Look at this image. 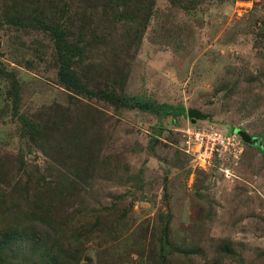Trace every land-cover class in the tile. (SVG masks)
Wrapping results in <instances>:
<instances>
[{"label": "rangeland", "instance_id": "obj_1", "mask_svg": "<svg viewBox=\"0 0 264 264\" xmlns=\"http://www.w3.org/2000/svg\"><path fill=\"white\" fill-rule=\"evenodd\" d=\"M94 1L76 71L96 96L62 86L46 35L1 24L0 230L19 225L33 256L58 241L82 264H159L166 233L193 250L167 264H264V0H152L140 41L122 8ZM45 2L49 13L76 2L77 29L91 5ZM125 96L186 113L128 109ZM189 109L203 118L192 124ZM200 130L226 138L212 155L204 144L201 162L189 138Z\"/></svg>", "mask_w": 264, "mask_h": 264}, {"label": "trees", "instance_id": "obj_2", "mask_svg": "<svg viewBox=\"0 0 264 264\" xmlns=\"http://www.w3.org/2000/svg\"><path fill=\"white\" fill-rule=\"evenodd\" d=\"M85 1L90 2L91 5L87 2L84 3ZM128 1L130 0H105L100 9L104 10L110 7L111 9L117 10L118 8H122L123 12L121 13V17L124 18L129 15L127 16L129 19L127 20L125 28V36H128L132 40L135 39L140 41L149 20V15L146 14V11L149 12L151 16L152 0H150L148 4L141 3L138 8L135 6L132 7V9H134L133 12L126 11V6L129 3ZM84 2L80 12V16L84 17L79 20V29H77L78 27L75 26L77 24L75 18L77 14L74 10H77L76 2L65 3L61 7L55 6L52 11L53 13H49L50 4L45 2V0H0V3L6 5L4 13L0 12V27L4 21L9 26L11 25L18 28L31 27L42 32L52 42L53 56L58 67L57 75L62 86L76 95L96 96L98 92L103 94L104 90H88L86 86L80 84V76L76 71V64L83 60L85 50V46L79 43L82 41L81 38H83L84 32V29L81 28L80 30V27H82L86 15L88 14L86 10L93 9L94 11L96 5V1L94 0H84ZM51 5L54 6L53 4ZM55 10L56 12H54ZM13 12H16V14H13ZM95 13H97V15ZM93 16L96 17L93 18L91 16V18L98 22V10L93 13ZM52 18H54V20ZM110 93L115 94V92ZM107 98L114 99L108 94L106 96V99ZM116 99L121 105L128 109H138L154 115L160 114L161 117L169 116L176 119L178 116H185L186 113L182 105H158L150 100H144L139 97L125 96L123 98L116 97ZM261 155L264 158V149L261 150ZM4 226L5 228L0 230V264H82L77 256L66 254L64 247L58 241H56L55 250L43 248L40 255L33 256L28 249V246H30L29 235L20 230L19 225ZM222 248L230 255L231 249L228 248V246L223 245ZM159 250V264H167V258L169 254L173 252L182 255L193 253L191 249L184 252L180 247H173L168 239L167 233L161 239ZM154 257L155 255H151L150 258L153 259Z\"/></svg>", "mask_w": 264, "mask_h": 264}, {"label": "built area", "instance_id": "obj_3", "mask_svg": "<svg viewBox=\"0 0 264 264\" xmlns=\"http://www.w3.org/2000/svg\"><path fill=\"white\" fill-rule=\"evenodd\" d=\"M202 132H197L195 134H190L189 138L194 144L201 145L202 151L200 153H196L197 156H195L196 161L201 162L200 158L204 151V144H206V147L209 149L210 155L213 153H217L220 147L224 146L226 143V138L224 135L214 132L213 130H200ZM199 164V163H198ZM202 167V165H200Z\"/></svg>", "mask_w": 264, "mask_h": 264}, {"label": "water", "instance_id": "obj_4", "mask_svg": "<svg viewBox=\"0 0 264 264\" xmlns=\"http://www.w3.org/2000/svg\"><path fill=\"white\" fill-rule=\"evenodd\" d=\"M187 117L192 124H195L198 120H201V118H203V116L200 115L199 112L197 110H194V109H189L187 111ZM156 133H158V132H156ZM234 134L239 136L241 141L246 145L258 146L261 144V138L260 137L251 136L246 131H244L242 129H239V128L234 129Z\"/></svg>", "mask_w": 264, "mask_h": 264}, {"label": "clouds", "instance_id": "obj_5", "mask_svg": "<svg viewBox=\"0 0 264 264\" xmlns=\"http://www.w3.org/2000/svg\"><path fill=\"white\" fill-rule=\"evenodd\" d=\"M248 133V132H247ZM249 134V133H248ZM250 135V134H249ZM233 136H236V135H233ZM257 137V136H256ZM259 137V136H258ZM250 146V145H249ZM257 147V146H256Z\"/></svg>", "mask_w": 264, "mask_h": 264}]
</instances>
